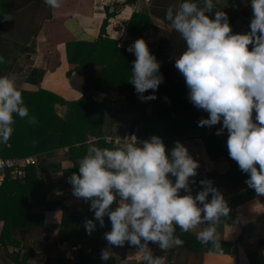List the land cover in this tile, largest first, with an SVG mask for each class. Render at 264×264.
Listing matches in <instances>:
<instances>
[{"label": "crops", "instance_id": "obj_1", "mask_svg": "<svg viewBox=\"0 0 264 264\" xmlns=\"http://www.w3.org/2000/svg\"><path fill=\"white\" fill-rule=\"evenodd\" d=\"M72 2L75 4L73 16L48 20L45 36L40 39L7 26L5 18L10 14L11 0H0V57L4 58V63H0V76L14 78L20 90L44 89L66 102L85 98L97 102L104 111L100 135L88 130L85 139L76 141L72 149L56 146L51 156L42 153L29 157L37 162L34 167L43 182L48 207L40 203L31 209L44 213L43 225L15 229L13 237L21 247L10 245L9 251L19 253L25 248L20 260L32 251L34 255L26 264H56L63 259H69L70 264H144L143 253H138L137 247L128 242L123 247L108 244L104 234L110 232L111 227L107 225L100 227L95 221L98 235L86 236L84 222L94 220V212L90 211V202L73 195L68 182L73 173L78 174L79 161L87 153L81 149L82 144L87 149L92 145L112 149L116 146L107 143V137L123 139L129 137L132 128H139L141 135L150 134L148 140L153 136L161 138L169 158L175 142L183 144L199 164L196 171H207L212 186L221 192L231 210L218 227L221 251L197 239L199 228L183 233L177 227L175 234L184 241L183 246L161 251L157 244L149 242L153 255L164 256L166 264H263L264 248H259L258 242L264 240V196H258L248 187L245 181L249 177L239 168L233 179L235 184H241L237 188L220 182L232 169L227 157V130L216 135L222 122L211 128L198 126V121L208 119L209 114L190 103L184 77L175 68V59L186 50V44L180 34L168 26L165 14L168 7H175L183 0ZM193 2L203 6V0ZM213 3L216 10L226 13L232 34L250 32L251 0H213ZM206 15L214 19L215 10ZM69 23L72 30L67 27ZM137 39L145 40L151 54L160 62V74L164 78L158 90L144 93V96L157 97L147 102L139 99L135 87L129 83L136 57L127 48ZM251 48L250 45L249 50ZM55 110L64 118L68 106L58 104ZM255 115L253 112V119ZM169 178L175 183V177ZM189 186L190 193L181 190L179 194L195 197L202 190ZM208 199L211 200V195ZM116 207V203L111 206L113 210ZM104 220L111 223L107 216ZM3 228L4 222L0 221V237ZM73 246L80 249L71 254ZM104 249L110 251L108 261L101 260ZM0 263L14 264L1 253Z\"/></svg>", "mask_w": 264, "mask_h": 264}, {"label": "clouds", "instance_id": "obj_2", "mask_svg": "<svg viewBox=\"0 0 264 264\" xmlns=\"http://www.w3.org/2000/svg\"><path fill=\"white\" fill-rule=\"evenodd\" d=\"M44 3L59 9L63 0ZM251 8L247 34H232L226 13L216 10L213 0H203V6L183 0L167 8L165 19L186 44L175 59V68L184 77L188 99L209 114L198 126L211 128L222 122L216 135L227 130L229 157L248 175V187L264 196V0H251ZM214 10L215 18L210 19L206 13ZM67 27L72 30L71 23ZM127 51L136 57L129 83L142 102L157 99L144 93L155 92L163 83L160 62L144 39H137ZM17 116L30 125L38 123L24 105L15 79L0 76V143L8 144ZM198 167L180 142H175L169 158L161 138L141 142L133 135L118 138L112 149L89 146L79 161L78 174L73 173L68 182L73 195L90 202L94 212V220L84 222L89 235L96 229L95 221L105 226L107 216L112 227L104 238L109 245L123 247L128 242L143 253L144 264H166V258L154 256L148 244H157L161 251L182 247L184 241L175 234L177 227L183 233L199 228L197 239L221 251L218 227L231 211L221 192L212 181L202 180V190L195 197L179 194L181 190L191 192L189 178L197 175ZM169 176L175 177V183ZM114 203L115 210L111 208ZM110 258V251L102 250L101 260Z\"/></svg>", "mask_w": 264, "mask_h": 264}, {"label": "trees", "instance_id": "obj_3", "mask_svg": "<svg viewBox=\"0 0 264 264\" xmlns=\"http://www.w3.org/2000/svg\"><path fill=\"white\" fill-rule=\"evenodd\" d=\"M11 5L8 16L10 19H7L6 25L26 34L38 36L40 39L45 36L48 20L52 18L63 20L72 17L75 12V4L72 0H63V5L59 9L49 8L44 0H11ZM106 23H104L103 31ZM20 91L30 116H34L38 123L30 125L26 119H20L17 116L13 125L14 132L8 144L0 143V159L29 158L42 153L51 156L53 154L51 150H54L56 146L74 148L76 141L85 139L88 130H91L93 135H100L104 111L97 102L85 98L80 101L66 102L58 95L44 89L36 92ZM58 104L68 106V112L64 118L56 113L55 108ZM153 132L156 133L154 128ZM81 149L87 150V146L82 144ZM227 157L232 162V169L220 178V182L237 188V185L241 184H235L233 179L239 167L229 154ZM34 166L27 167L26 176L23 179L13 180L7 177L0 185V221L4 222L0 237V253L4 259L14 264H26L28 258L34 255L30 251L20 260L21 251L25 248H21L19 253L9 251L10 245L21 247V243L13 237L14 230L42 226L44 213H35L31 209L39 206L40 203L48 207L43 182L38 178ZM105 225L112 227L111 223L106 221ZM258 247L264 248V240L258 242ZM62 262L70 264L69 259H63L56 264Z\"/></svg>", "mask_w": 264, "mask_h": 264}, {"label": "built area", "instance_id": "obj_4", "mask_svg": "<svg viewBox=\"0 0 264 264\" xmlns=\"http://www.w3.org/2000/svg\"><path fill=\"white\" fill-rule=\"evenodd\" d=\"M123 0H115V3H121ZM135 136L138 141H147L150 137V134H140V129L135 128L131 130V133L129 137ZM107 143L113 144L115 146L118 145V139L114 137H107L106 139ZM0 161L4 162V167L0 168V185L5 181L7 177H10L13 180H19L23 179L26 176L27 167L30 165H36V161L32 158H8V159H0ZM202 180H209L208 173L206 170L202 169L197 172V175L195 177H191L189 179V185L196 186L202 188V185L200 184V181ZM194 181V183H193ZM85 229V226H83ZM86 236L87 237H95L98 235V231L95 229V231L92 232L91 235H89L85 229ZM79 246H73L70 249V253H76L79 251Z\"/></svg>", "mask_w": 264, "mask_h": 264}, {"label": "water", "instance_id": "obj_5", "mask_svg": "<svg viewBox=\"0 0 264 264\" xmlns=\"http://www.w3.org/2000/svg\"><path fill=\"white\" fill-rule=\"evenodd\" d=\"M262 263L264 264V258H263V260H262Z\"/></svg>", "mask_w": 264, "mask_h": 264}]
</instances>
